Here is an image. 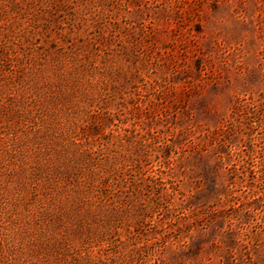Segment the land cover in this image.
I'll list each match as a JSON object with an SVG mask.
<instances>
[{
    "label": "rangeland",
    "instance_id": "374dc122",
    "mask_svg": "<svg viewBox=\"0 0 264 264\" xmlns=\"http://www.w3.org/2000/svg\"><path fill=\"white\" fill-rule=\"evenodd\" d=\"M0 264H264V0H0Z\"/></svg>",
    "mask_w": 264,
    "mask_h": 264
},
{
    "label": "trees",
    "instance_id": "16d2710c",
    "mask_svg": "<svg viewBox=\"0 0 264 264\" xmlns=\"http://www.w3.org/2000/svg\"><path fill=\"white\" fill-rule=\"evenodd\" d=\"M77 172V169L75 170ZM73 172V173H75ZM93 189L89 184L81 183V185H76V188L74 189V192L78 195L79 201L85 202V203H92L91 198L87 194L92 193ZM98 195V193L96 194ZM86 198V199H85Z\"/></svg>",
    "mask_w": 264,
    "mask_h": 264
}]
</instances>
